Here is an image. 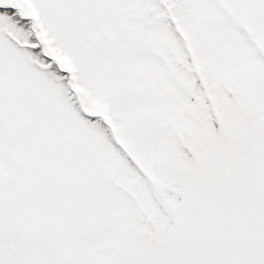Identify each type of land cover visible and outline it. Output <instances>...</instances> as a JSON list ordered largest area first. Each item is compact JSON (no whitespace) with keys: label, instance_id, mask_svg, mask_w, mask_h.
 <instances>
[{"label":"snow or ice","instance_id":"1","mask_svg":"<svg viewBox=\"0 0 264 264\" xmlns=\"http://www.w3.org/2000/svg\"><path fill=\"white\" fill-rule=\"evenodd\" d=\"M0 264H264V0H0Z\"/></svg>","mask_w":264,"mask_h":264}]
</instances>
